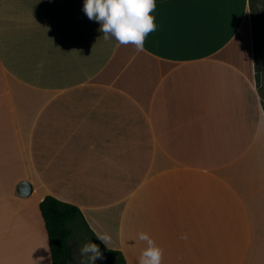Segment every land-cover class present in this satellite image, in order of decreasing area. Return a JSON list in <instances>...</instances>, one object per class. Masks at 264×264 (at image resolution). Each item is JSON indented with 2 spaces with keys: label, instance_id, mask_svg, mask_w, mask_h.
Returning <instances> with one entry per match:
<instances>
[{
  "label": "crops",
  "instance_id": "crops-1",
  "mask_svg": "<svg viewBox=\"0 0 264 264\" xmlns=\"http://www.w3.org/2000/svg\"><path fill=\"white\" fill-rule=\"evenodd\" d=\"M156 4L138 52L105 40L84 0H0V264H53L49 195L109 233L127 264L141 231L163 264H264L249 0Z\"/></svg>",
  "mask_w": 264,
  "mask_h": 264
},
{
  "label": "clouds",
  "instance_id": "clouds-1",
  "mask_svg": "<svg viewBox=\"0 0 264 264\" xmlns=\"http://www.w3.org/2000/svg\"><path fill=\"white\" fill-rule=\"evenodd\" d=\"M157 7L156 0H84L83 11L90 20L100 23L105 40L114 39L118 45H133L136 51H143L146 38L157 30L156 18L152 14ZM97 239L108 248L112 237L107 232L93 229ZM136 239L144 244L137 264H163V249L147 232H139ZM187 239V235L181 236ZM81 264H96L103 259L99 246L85 243L79 250Z\"/></svg>",
  "mask_w": 264,
  "mask_h": 264
},
{
  "label": "trees",
  "instance_id": "trees-1",
  "mask_svg": "<svg viewBox=\"0 0 264 264\" xmlns=\"http://www.w3.org/2000/svg\"><path fill=\"white\" fill-rule=\"evenodd\" d=\"M255 2L256 0H249L252 16L255 15L256 18L258 13ZM253 21V33L256 34V22ZM254 47L256 54L255 40ZM40 209L49 237L53 264H79L76 255L78 244L88 237L92 238L89 242L99 245L106 253V258L100 264H127L121 251L106 248L96 238L78 206L49 195L40 203Z\"/></svg>",
  "mask_w": 264,
  "mask_h": 264
},
{
  "label": "rangeland",
  "instance_id": "rangeland-1",
  "mask_svg": "<svg viewBox=\"0 0 264 264\" xmlns=\"http://www.w3.org/2000/svg\"><path fill=\"white\" fill-rule=\"evenodd\" d=\"M256 8H257V13L258 16L255 15L252 16V21L254 20L256 22V34L254 32V40L257 44V52H256V77H257V83L259 86V90L261 93V97L263 100V105H264V0H256L255 2ZM253 21V22H254ZM92 238H86L85 240H80L77 248V260L79 264H81V257L79 254V250L81 246L89 241ZM95 241V239H93ZM99 246V245H98ZM102 254H103V259H98L96 264H100L104 259L106 258V253L101 249L99 246Z\"/></svg>",
  "mask_w": 264,
  "mask_h": 264
},
{
  "label": "water",
  "instance_id": "water-1",
  "mask_svg": "<svg viewBox=\"0 0 264 264\" xmlns=\"http://www.w3.org/2000/svg\"><path fill=\"white\" fill-rule=\"evenodd\" d=\"M17 190L20 195L28 196L29 194H31L33 187L29 181L25 180L18 185Z\"/></svg>",
  "mask_w": 264,
  "mask_h": 264
}]
</instances>
